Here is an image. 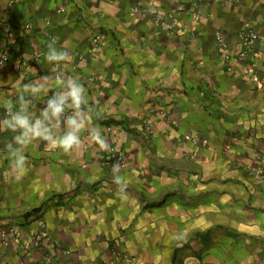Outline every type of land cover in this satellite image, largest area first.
Listing matches in <instances>:
<instances>
[{
	"label": "crops",
	"instance_id": "obj_1",
	"mask_svg": "<svg viewBox=\"0 0 264 264\" xmlns=\"http://www.w3.org/2000/svg\"><path fill=\"white\" fill-rule=\"evenodd\" d=\"M3 16L23 48L0 63V118L43 75L78 76L92 110L78 148L26 146L19 181L0 130V264L264 260V0H0ZM52 39L70 61L44 59Z\"/></svg>",
	"mask_w": 264,
	"mask_h": 264
},
{
	"label": "clouds",
	"instance_id": "obj_2",
	"mask_svg": "<svg viewBox=\"0 0 264 264\" xmlns=\"http://www.w3.org/2000/svg\"><path fill=\"white\" fill-rule=\"evenodd\" d=\"M149 11L155 12L156 6L150 4ZM33 56L38 59L36 55L27 58ZM44 59L53 64L68 62L72 57L68 50L58 48L55 39H52L47 42ZM52 79L50 75H43L39 82L23 84V91L15 101L9 100L4 105L6 114L0 118V130L12 133L5 147L16 181L25 174L27 161L24 149L34 141H45L51 147H59L65 152L78 148L82 143L81 134L88 122V112L92 110L87 89L78 76L65 79L57 75L54 77L55 83L50 82ZM41 95H47V100L37 112V101ZM96 115L99 116V112ZM92 136L101 147L108 149L109 145L102 139L98 129L92 132ZM120 170V163H114L113 180L118 191L124 193L127 184L119 174Z\"/></svg>",
	"mask_w": 264,
	"mask_h": 264
},
{
	"label": "built area",
	"instance_id": "obj_3",
	"mask_svg": "<svg viewBox=\"0 0 264 264\" xmlns=\"http://www.w3.org/2000/svg\"><path fill=\"white\" fill-rule=\"evenodd\" d=\"M153 13L159 14L160 12L158 9H156V11ZM161 17L163 16L161 15ZM0 28L3 31L6 39L0 54V63H5L12 57V53H15L14 56L20 53L23 48V42L15 33L13 21L8 16L0 17ZM218 38L222 42V38L220 36H218ZM241 38L247 43H252L257 38V34L250 30H244L241 32ZM105 152V159L107 163L110 161H113L114 163H122L123 158L117 154L114 148H109ZM114 254L116 261L131 263L136 259L135 255L124 252L116 246Z\"/></svg>",
	"mask_w": 264,
	"mask_h": 264
},
{
	"label": "rangeland",
	"instance_id": "obj_4",
	"mask_svg": "<svg viewBox=\"0 0 264 264\" xmlns=\"http://www.w3.org/2000/svg\"><path fill=\"white\" fill-rule=\"evenodd\" d=\"M118 123H119V122H118ZM120 123H123V122H120ZM108 149H109V148H108ZM108 149H107V150H108ZM105 153H106V152H105ZM117 153H118V152H117ZM104 159H105V156H104ZM104 162L107 164L106 159L104 160ZM263 262H264V260L262 259L261 263L264 264ZM261 263H260V264H261Z\"/></svg>",
	"mask_w": 264,
	"mask_h": 264
},
{
	"label": "trees",
	"instance_id": "obj_5",
	"mask_svg": "<svg viewBox=\"0 0 264 264\" xmlns=\"http://www.w3.org/2000/svg\"><path fill=\"white\" fill-rule=\"evenodd\" d=\"M32 211H37V209H33ZM29 213H31V212H29Z\"/></svg>",
	"mask_w": 264,
	"mask_h": 264
}]
</instances>
